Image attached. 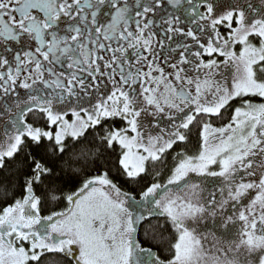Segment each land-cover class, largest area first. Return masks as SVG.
<instances>
[{
  "label": "snow or ice",
  "instance_id": "snow-or-ice-1",
  "mask_svg": "<svg viewBox=\"0 0 264 264\" xmlns=\"http://www.w3.org/2000/svg\"><path fill=\"white\" fill-rule=\"evenodd\" d=\"M264 264V0H0V264Z\"/></svg>",
  "mask_w": 264,
  "mask_h": 264
},
{
  "label": "trees",
  "instance_id": "trees-1",
  "mask_svg": "<svg viewBox=\"0 0 264 264\" xmlns=\"http://www.w3.org/2000/svg\"><path fill=\"white\" fill-rule=\"evenodd\" d=\"M52 264H55V257L51 258Z\"/></svg>",
  "mask_w": 264,
  "mask_h": 264
}]
</instances>
